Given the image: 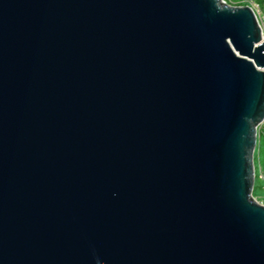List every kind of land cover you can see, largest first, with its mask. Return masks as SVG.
Segmentation results:
<instances>
[{"label":"water","instance_id":"95a60500","mask_svg":"<svg viewBox=\"0 0 264 264\" xmlns=\"http://www.w3.org/2000/svg\"><path fill=\"white\" fill-rule=\"evenodd\" d=\"M224 0H0V264H264V45Z\"/></svg>","mask_w":264,"mask_h":264},{"label":"trees","instance_id":"16d2710c","mask_svg":"<svg viewBox=\"0 0 264 264\" xmlns=\"http://www.w3.org/2000/svg\"><path fill=\"white\" fill-rule=\"evenodd\" d=\"M229 5H243L245 0H224ZM255 178L252 190V196L257 201L264 204V180L259 179V171L264 177V127L261 128L260 145L258 151L254 153Z\"/></svg>","mask_w":264,"mask_h":264},{"label":"built area","instance_id":"2783aa9c","mask_svg":"<svg viewBox=\"0 0 264 264\" xmlns=\"http://www.w3.org/2000/svg\"><path fill=\"white\" fill-rule=\"evenodd\" d=\"M231 6H237V5H231ZM239 6H247L252 10V12L255 16L257 25H258L259 30H260V41L257 43V45H259L261 43L264 45V0H245L243 2V5H239ZM262 127H264V122L257 128V145H256V149H255L256 152L258 151L259 145H260V135H261V128ZM258 177L260 180H264V177H263L261 171H259ZM263 188H264V186H263Z\"/></svg>","mask_w":264,"mask_h":264},{"label":"rangeland","instance_id":"374dc122","mask_svg":"<svg viewBox=\"0 0 264 264\" xmlns=\"http://www.w3.org/2000/svg\"><path fill=\"white\" fill-rule=\"evenodd\" d=\"M259 202V201H258ZM260 204H263L262 202H259ZM264 205V204H263Z\"/></svg>","mask_w":264,"mask_h":264}]
</instances>
